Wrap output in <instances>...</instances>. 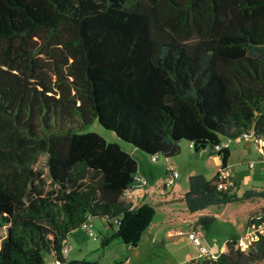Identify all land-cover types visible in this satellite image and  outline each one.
<instances>
[{"label":"trees","instance_id":"trees-1","mask_svg":"<svg viewBox=\"0 0 264 264\" xmlns=\"http://www.w3.org/2000/svg\"><path fill=\"white\" fill-rule=\"evenodd\" d=\"M95 121L151 156H178L184 140L221 155L212 179L190 176L192 213L264 198L219 188L231 151H214L251 131L264 152V0H0V264H97L63 254L88 217L119 218L108 239L139 244L156 213L123 199L139 163L87 131ZM263 222L264 210L248 227ZM236 241L187 263L264 260L263 234L247 251Z\"/></svg>","mask_w":264,"mask_h":264},{"label":"crops","instance_id":"crops-1","mask_svg":"<svg viewBox=\"0 0 264 264\" xmlns=\"http://www.w3.org/2000/svg\"><path fill=\"white\" fill-rule=\"evenodd\" d=\"M238 142H240L238 145H240L238 147V145H234L233 143H231L232 141H228V140H223L227 146L229 147L230 151H231V155L230 158L228 160V166H227V173H229L230 175L233 176L236 175L237 177L241 178L242 181H248L251 177V179H254L258 173H256L254 170L256 169V166L259 164L258 162V158H259V151L257 150V146L256 144H254V142H252L251 140L239 137L237 139H234ZM182 142H186L188 144V152L192 155V156H196V154L200 153L201 151H206V153L209 156V162L211 164V166L214 168V171L211 175L206 176L204 173L201 172H195L193 171V169H190L189 172L187 173V179L189 182V178L191 175L194 174H204L207 178L212 179L218 172V170L220 169L221 163H222V159L221 157L214 153L212 151V149L207 148L204 150H201L199 152L195 151V149L193 147L190 146V142L189 141H182ZM181 142V151L183 149V145ZM243 143V144H242ZM243 147H242V146ZM140 149L136 148V147H131L130 149H127V151L137 159L138 163H139V170H138V174L137 176H141L143 178H145L147 180V184L142 186V185H136L133 188V196L135 197V203H134V207L131 209H136L139 208L141 205L143 204H148L150 206H152L156 213L158 210L160 211H164L166 218L165 222L163 224H165V229H167V235L169 236H184V237H188L186 235V232L189 229L195 228L200 230L201 234H202V240L203 242L206 240V242H204V244L206 245H212L214 242L217 243V251H227L228 250V244H227V239L224 241V243H219V241L217 240H212L210 241L209 238L207 237V235H205L204 233H209V230L206 231L204 228H202L200 225H197V221L198 219L205 214H209L212 213L210 215H215L217 217L218 220V216L217 214H215L214 212H206L209 209H204L202 211H198V212H190L187 208L186 205V201H185V194L186 192L189 190V186L187 188L183 187L182 183L179 182L180 178L182 177L183 173H182V169L180 164L177 162V156L175 157H169V158H165L164 159V166H163V171L160 169L159 173H157L156 171H146L145 169H143L141 167V158L137 157V155H146V154H141L143 152H139ZM182 153V152H181ZM264 156V155H263ZM215 158V159H214ZM152 161V160H151ZM253 161H255V163H253ZM159 162V161H158ZM157 162V163H158ZM154 163V162H153ZM251 164H253V167L251 166ZM249 168H252V172L253 174L251 175L249 172ZM171 170H177L179 172V177L177 179H175V181L173 182V184H171L169 187L165 186V183L169 180L170 177V173ZM261 175V174H258ZM261 182H264V177L261 176ZM236 187L234 190L239 189V196H241L240 194L246 190H244V188H240V184L236 183ZM189 185V184H188ZM161 202V203H160ZM158 203V205H157ZM181 203H183L184 205V209L183 210H179L177 208L178 205H180ZM227 206V205H226ZM224 206V207H226ZM223 207V208H224ZM247 209V208H246ZM155 213V216H156ZM200 215V216H198ZM154 216V218H155ZM102 222H103V226L105 228V234L99 233V235L96 237H92L89 234H87V231L82 229L81 227L76 229L75 231H73L69 238H68V253L66 255V261L67 262H80V261H90V262H97V264H128V263H132L133 260V255H132V250L138 249L140 247V245H142L141 243L145 240L144 236L147 235L148 239H151V241L153 243H158V239L156 237L157 234V228H154V230H152V232H150V235L147 234L148 230H150V228L152 227V224L154 223L153 221L151 222L150 226L146 229V231L143 233L142 238L139 242V244L137 246H132V245H128L127 243L123 242L115 245L113 247V240L115 239H108V237L114 235L119 227V224L115 225L113 222L110 223L108 222V220L104 217H101ZM154 220V219H153ZM196 220V222H194ZM217 220L215 221V223H217ZM92 224L95 226L94 223V218L91 219ZM168 227V228H167ZM164 229V230H165ZM248 229V220L246 219V230ZM180 232H182V234H179ZM184 233V234H183ZM155 234V235H154ZM86 235H89L90 237H92L94 240H97L99 245H97L96 247H93L91 249V251H100L99 255L97 257V260L95 261H91V260H87L85 258L86 254L89 251V244H88V240H86L85 237H87ZM154 235V236H153ZM151 236H153L151 238ZM117 238V237H116ZM239 238V237H238ZM189 239V238H188ZM228 239H235V238H231L229 237ZM190 240V239H189ZM117 246V248H115ZM197 247V246H196ZM125 250V254L123 258H117L114 257L116 256L119 252H122ZM199 256V251L197 248V252L196 255H186L187 259L186 260H191L193 258H197ZM45 260H46V264H55V256L53 254H46L45 256ZM184 262V260L182 261ZM143 262L139 263L142 264Z\"/></svg>","mask_w":264,"mask_h":264},{"label":"rangeland","instance_id":"rangeland-1","mask_svg":"<svg viewBox=\"0 0 264 264\" xmlns=\"http://www.w3.org/2000/svg\"><path fill=\"white\" fill-rule=\"evenodd\" d=\"M87 129H88L87 131H95L100 133L108 141L119 142L126 149H130L131 147H133V145H131L130 143L120 139L114 131H111L103 127L98 121H95ZM228 141L230 142L232 140H228ZM231 143H233L234 146V145H238L240 142L233 140ZM182 145H183V149L181 151L182 153H180L177 156V162L180 164L183 173L179 182L182 183L183 187L187 188L189 186L187 173L189 172L190 169H193V171L195 172L204 173L206 176H208L213 173L214 168L211 166L209 162V156L206 153V151H201L200 153L196 154V156H192L188 152V144L186 142H182ZM239 146L240 145H238V147ZM257 150L260 152L259 153L260 156L258 158L259 164L256 166V169L254 171L261 175L257 174V176L254 179H251L250 177L248 181H242L241 178L237 177L234 174L233 176L230 175V177L236 183L240 184L241 190L242 188H244V190L264 189V182H261L262 180L261 176L264 177V156H263L264 152L261 150V146H257ZM139 152H143L141 154H146V155L136 154L137 157L142 159L141 167L143 169H145L146 171H150V170L156 171L157 173H159V170L161 169L162 170L161 172H164L163 164L165 157L163 155H159L158 163H153L151 161L150 154L142 150H139ZM253 163H255V161H253ZM36 167L39 170H42L45 176H48L49 170L47 167L46 154L40 156V159L36 164ZM251 170L252 168H249V172L252 175L253 170L252 171ZM238 191L239 189L237 190V193L239 194L240 191L239 192ZM240 195L242 196L243 192ZM177 208L179 210H183L184 209L183 203L178 205ZM207 209L209 210L206 212H214L215 214H217L218 220L217 223L211 225L209 229V233L206 232L204 234L207 235L210 241L217 240L221 244L224 243L226 239L228 240L229 237L235 239H238V237L239 238L244 237V235L248 231V229L246 230V219L248 220L251 214L259 213L264 210V198L254 197L251 199H244L242 201L229 203L224 208L217 205H212ZM164 217H166L165 212L158 210L153 220L154 223L152 224L150 230H148L147 232V234L150 235V232H152L154 228H157L155 234H157L156 237L158 239V243L156 244L153 243L151 239H148L147 235H145L144 236L145 240L141 243L142 245H140L138 249L134 248L132 250L133 260L132 263H128V264H139L141 262H143L142 264H188L187 262L189 260H186L187 259L186 255H191V254L196 255L197 247L191 240L188 239V237H184V236L171 237L167 235L168 233L167 229H165V224H163L166 219ZM194 222H196V220ZM94 223H95L94 231L96 232V234L98 235L99 233L105 234V228L103 226L101 217H95ZM262 232H263L262 234H264V228ZM86 236L87 237L85 238L86 240H88V244L90 246L89 247L90 252L86 254L85 258L87 260L95 261L97 260L100 251L98 250L92 252L91 249L99 245V243L97 240H94L89 235ZM153 236H151V238ZM204 242H206V240ZM120 243H122V240L120 238H115L113 240L112 245L114 247L115 245H118ZM115 248H117V246ZM124 254H125V250L119 252L114 257L120 259L124 257ZM183 260L184 262H182ZM258 264H264V260L258 262Z\"/></svg>","mask_w":264,"mask_h":264},{"label":"built area","instance_id":"built-area-1","mask_svg":"<svg viewBox=\"0 0 264 264\" xmlns=\"http://www.w3.org/2000/svg\"><path fill=\"white\" fill-rule=\"evenodd\" d=\"M241 137L248 139V140H251L252 142H254V144H256L258 146H263L262 140L260 138H258L251 131L245 132ZM190 146L193 147V143H190ZM225 146H227V144L223 141L222 143L217 144L215 146L214 151L219 152ZM219 156L221 157V155H219ZM151 160H152V162L157 163L159 161V155L151 156ZM251 166L253 167V164H251ZM178 177H179V172L177 170H171L169 180L165 183V186L169 187L171 184H173L175 179H177ZM220 179L221 180L219 183V188L227 189V188H235L236 187L235 181L230 177V174L227 173L226 170L221 171ZM136 181H137L136 184L132 188L126 190L123 194V199L126 202L131 204V208L134 207V203H135V197L133 196V191H132L133 188L136 185L144 186L148 183L145 178H143L141 176H137V175H136ZM113 223L115 225L119 224L120 219L119 218L114 219ZM81 228L86 230L90 236L96 237L97 234L94 231V225L92 224L90 217H88V219L82 224ZM263 228H264V222L261 224L253 223L250 227H248V231L246 232L244 237H240L237 239V241H236L237 247H239L240 249H242L244 251H247L252 246L253 242L256 241V239L258 238V234L263 233L262 232ZM179 234H182V232H180ZM186 235L197 246L198 251H199L198 257H200V258L203 257V258H208V259H217L218 258L221 251L216 250L217 243L214 242L210 246L204 244L200 230L195 229V228L189 229L186 232ZM67 253H68V243L64 246V249H63V254H64L65 258H66ZM55 264H66V262L55 261Z\"/></svg>","mask_w":264,"mask_h":264}]
</instances>
